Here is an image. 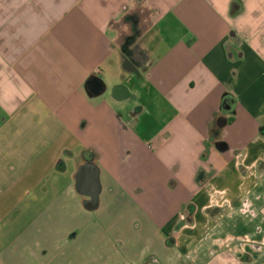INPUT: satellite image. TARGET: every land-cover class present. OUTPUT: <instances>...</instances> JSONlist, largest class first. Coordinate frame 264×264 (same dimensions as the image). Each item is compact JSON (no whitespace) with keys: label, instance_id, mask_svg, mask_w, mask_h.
<instances>
[{"label":"crops","instance_id":"0c3cea01","mask_svg":"<svg viewBox=\"0 0 264 264\" xmlns=\"http://www.w3.org/2000/svg\"><path fill=\"white\" fill-rule=\"evenodd\" d=\"M0 113V264H264V0H0Z\"/></svg>","mask_w":264,"mask_h":264},{"label":"rangeland","instance_id":"374dc122","mask_svg":"<svg viewBox=\"0 0 264 264\" xmlns=\"http://www.w3.org/2000/svg\"><path fill=\"white\" fill-rule=\"evenodd\" d=\"M169 116V112L165 113L161 117V121H166V119ZM2 120L1 113H0V121ZM93 223H95V226L93 231L95 234H98V240H97V253L96 249L93 251L92 255L90 254L88 257L86 255H83L80 259L79 264H123L125 253H128V251L131 250H139L140 254L144 253L145 256L142 263L144 264H150L155 263L153 259L154 257H151L150 255H158L157 248L162 247V249H165L164 245L165 242L167 243L165 237L161 238L158 236H151L152 242L154 243L155 247L154 250L149 251V246H147L145 243H142L141 241L137 242L135 239H130L127 236H132V234H126L125 232L119 230L120 228H117V224H113L110 220V227L108 228L107 225H101L98 222H94V219L92 220ZM121 228H124V225H120ZM137 242V243H136ZM78 251L82 249L81 246H77ZM170 248V247H168ZM168 251V250H167ZM96 253V256H94ZM127 259V258H126ZM127 264H130V260L128 259Z\"/></svg>","mask_w":264,"mask_h":264},{"label":"water","instance_id":"95a60500","mask_svg":"<svg viewBox=\"0 0 264 264\" xmlns=\"http://www.w3.org/2000/svg\"><path fill=\"white\" fill-rule=\"evenodd\" d=\"M99 89H100L99 80L95 77L90 78V81H89L88 86L86 88L87 94L89 96H92V97L98 96L100 94ZM81 173H82V169H80V171L76 177V187L78 190L80 189V192H83L82 189L84 187L82 184L83 180H82ZM98 193H99V189H98V186H96V190L94 189L92 191V193L88 194V196L91 198V200H90L91 207L89 208L90 210H93L96 207Z\"/></svg>","mask_w":264,"mask_h":264},{"label":"trees","instance_id":"16d2710c","mask_svg":"<svg viewBox=\"0 0 264 264\" xmlns=\"http://www.w3.org/2000/svg\"><path fill=\"white\" fill-rule=\"evenodd\" d=\"M89 81H90V79H87V81L85 82V88H87ZM232 100H233V98L229 94H224L221 97V100H220V112L221 113H224L225 114V113H228L229 112L228 110H230V108H231L230 106H231ZM228 122H229L228 119H224L222 116L216 115V117L214 118V121L210 125V133L215 132L218 135L219 131ZM188 208H190V207H188ZM189 212H191V211H189Z\"/></svg>","mask_w":264,"mask_h":264}]
</instances>
